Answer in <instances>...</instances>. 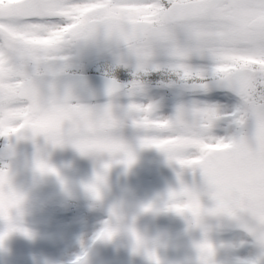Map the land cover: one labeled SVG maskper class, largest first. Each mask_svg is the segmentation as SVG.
Returning <instances> with one entry per match:
<instances>
[{"label": "snow or ice", "instance_id": "6c2138e0", "mask_svg": "<svg viewBox=\"0 0 264 264\" xmlns=\"http://www.w3.org/2000/svg\"><path fill=\"white\" fill-rule=\"evenodd\" d=\"M85 12L90 14L89 23L130 27L150 48L149 55L137 60L134 79L123 86V92L120 84L108 80L109 100L97 108L107 125L101 134L119 137L114 130L130 122L141 148L155 147L180 166L179 189L189 199L183 208L191 209L194 203L199 207L197 197L206 196L216 202L209 211L217 212L227 198L229 215L244 220L242 226L264 250V0H0V63L7 68V76H0V124L14 128L32 104L64 106L71 99L72 87L58 79L67 67L62 56L70 43L66 26ZM40 40L53 42L49 51L55 57L32 56L42 51L33 47ZM25 61L37 69L43 64L64 63V67L25 72ZM150 71L161 72L169 84L194 96L211 89L226 91L177 103L171 116L162 117L155 104L132 99L143 90L139 74ZM24 76L32 86L21 95ZM121 94L129 97L126 105L115 101ZM109 115L118 119H108ZM221 122L227 127L218 135L215 130ZM72 146L82 154L97 149L121 153L123 158L116 162L125 165L134 159L123 139L99 143L81 139ZM184 170L190 176L187 182L181 178ZM85 188L99 199L94 184ZM152 208L147 203L142 211ZM171 210L179 212L181 205H172ZM109 215H114L112 209ZM130 232L137 251L139 239L134 229ZM6 234L0 233V239ZM113 234L110 221H105L95 238L110 240ZM208 247L205 264H215V250ZM147 256L160 264L154 252ZM83 260L82 255L73 264Z\"/></svg>", "mask_w": 264, "mask_h": 264}, {"label": "rangeland", "instance_id": "374dc122", "mask_svg": "<svg viewBox=\"0 0 264 264\" xmlns=\"http://www.w3.org/2000/svg\"><path fill=\"white\" fill-rule=\"evenodd\" d=\"M73 52L70 43L65 46L63 53L68 54L65 71L105 74L106 70H111V77L127 84L134 79V61L118 57L115 49L83 62L72 59ZM139 78L143 82V90L132 99L143 104H155L156 114L162 117L171 116L177 103L217 94L210 90L194 96L175 84H169L168 77L161 72L141 73ZM108 100L89 104L99 106ZM115 101L126 105L129 97L121 94ZM210 102L222 103L217 100ZM226 127L221 122L216 134L223 135ZM113 134L131 147L135 162L131 167L119 162L110 166V189L102 202H95L84 195L82 183L93 176L101 162L108 159L107 155L93 157L82 154L71 144L51 149V162L70 182L71 194L62 191L56 178L48 177L37 187L36 200L24 215L27 235L24 231H7L5 223L0 221V233L7 231L0 241V258L5 259L6 264H39L42 258H47L44 264H73L82 255L83 264H151L144 253L133 251L126 232L121 231L110 240L95 238L104 222L110 221L109 210L115 201L123 205L124 223L134 221L138 228L155 237L162 264L191 255L189 230L180 216L170 209L142 211V206L153 200L157 193L179 186L177 172L181 171L180 166L168 161L165 153L155 147L141 148L136 139L138 132L130 122L115 129ZM181 178L185 182L190 179L187 170L182 172ZM67 201L72 202L71 207ZM202 203L210 207L212 202L205 196ZM223 218H206L210 225L207 236L215 245V264H236L237 260L264 264V250L251 241L246 232L225 230L221 224ZM191 235L199 236L200 232L197 230Z\"/></svg>", "mask_w": 264, "mask_h": 264}, {"label": "clouds", "instance_id": "9594fccd", "mask_svg": "<svg viewBox=\"0 0 264 264\" xmlns=\"http://www.w3.org/2000/svg\"><path fill=\"white\" fill-rule=\"evenodd\" d=\"M91 19L88 12L83 13L79 18L70 22L67 26V35L70 44L80 46L91 43L98 38L103 40L106 45L115 49L116 55L125 61L132 60L136 64L141 57L150 54L148 42L142 36L134 32L130 27L116 23L112 27L89 23ZM36 49L42 50L40 53H32V56L39 54L42 57H55L56 53L49 51L53 48V42L50 40H40L33 44ZM67 59L68 54L62 53ZM66 63V60L64 61ZM64 63L43 64L29 66L25 61L22 71L43 73L49 71L52 67L63 68ZM105 75L112 76L111 70H106ZM0 76H7V68L0 63ZM140 79V78H139ZM32 86L29 77H22L19 93L26 94ZM5 90L6 86H5ZM100 106V105H99ZM98 106L81 101L73 92L64 106L57 105H38L32 104L29 111L24 115L23 120L14 126L0 124V221H3L7 231H23V218L36 200V189L40 183L48 177H54L60 183L61 189L66 194H71L72 186L64 177L60 169L51 162V149L61 147L65 144H71L75 140H90L93 142H102L108 139H122L121 137H105L101 130L105 128V115L102 111H97ZM108 119H118L115 115H109ZM39 129V131H34ZM6 134H2L5 133ZM125 142V141H124ZM126 143V142H125ZM24 145H30V150L26 151ZM86 155L99 157L107 155L108 159L101 162V167L94 172L93 176L82 183V192L95 202H102L106 191L110 189L108 170L110 166L123 158L121 153H110L105 150H92ZM134 155V153H133ZM133 162L126 167H131ZM109 164L105 169L103 166ZM55 169V172L49 171ZM87 184H94L99 193V199L93 197V194L85 188ZM183 197V200L181 199ZM211 199V197H209ZM151 203L153 208L150 212H156L172 205H181V211H174L186 223L189 230L188 245L191 249V255L179 260L169 261V264H205L209 259L210 249L208 245L215 250L214 243L208 238L207 231L210 225L206 222L207 217H228L236 219L229 215L230 206L227 198L223 203L222 210L210 212L209 208L216 206L213 200L210 207H205L202 198L197 197L196 203L199 207L193 205V208H183L182 204L189 203V199L176 188L168 187L164 192L157 193ZM146 203V204H147ZM110 209L114 215L110 217V225L114 229V236L123 231L130 237L131 244L134 246L130 229H134L139 239L137 252H142L148 259L147 253L154 252L162 264V259L158 255L155 237L149 235L146 231L138 228L134 221L124 223L125 213L123 205L115 201ZM199 230L200 235L195 236L191 233ZM0 239V241H2ZM47 258H42L39 264H44ZM153 264L152 261H150Z\"/></svg>", "mask_w": 264, "mask_h": 264}, {"label": "water", "instance_id": "95a60500", "mask_svg": "<svg viewBox=\"0 0 264 264\" xmlns=\"http://www.w3.org/2000/svg\"><path fill=\"white\" fill-rule=\"evenodd\" d=\"M73 47L75 50L74 58L76 60L89 59L113 49L99 38L91 43L80 46L73 45ZM58 79L61 84L70 85L73 92L80 100L97 101L108 97L106 94L108 80L113 78L97 73L81 74L65 72L62 73ZM113 80L122 86L121 91H123L125 83L116 79ZM29 146L30 145H24L23 147L27 150ZM243 223H245L244 220H237L228 217L222 221V224L226 229L241 228L245 230L242 226ZM249 236L253 239L250 234Z\"/></svg>", "mask_w": 264, "mask_h": 264}, {"label": "flooded vegetation", "instance_id": "af4514ba", "mask_svg": "<svg viewBox=\"0 0 264 264\" xmlns=\"http://www.w3.org/2000/svg\"><path fill=\"white\" fill-rule=\"evenodd\" d=\"M4 261L5 259L0 258V264H6Z\"/></svg>", "mask_w": 264, "mask_h": 264}]
</instances>
